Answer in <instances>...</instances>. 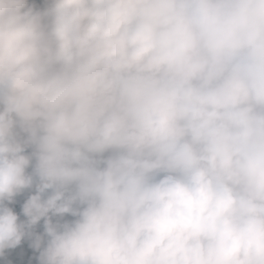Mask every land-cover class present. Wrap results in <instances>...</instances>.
Masks as SVG:
<instances>
[{"label":"clouds","instance_id":"9594fccd","mask_svg":"<svg viewBox=\"0 0 264 264\" xmlns=\"http://www.w3.org/2000/svg\"><path fill=\"white\" fill-rule=\"evenodd\" d=\"M0 264H264V0H0Z\"/></svg>","mask_w":264,"mask_h":264}]
</instances>
